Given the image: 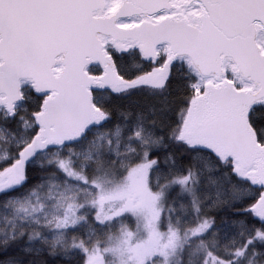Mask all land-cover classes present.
I'll return each mask as SVG.
<instances>
[{"label":"snow or ice","instance_id":"6c2138e0","mask_svg":"<svg viewBox=\"0 0 264 264\" xmlns=\"http://www.w3.org/2000/svg\"><path fill=\"white\" fill-rule=\"evenodd\" d=\"M0 264H264V0H0Z\"/></svg>","mask_w":264,"mask_h":264}]
</instances>
